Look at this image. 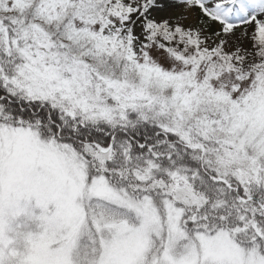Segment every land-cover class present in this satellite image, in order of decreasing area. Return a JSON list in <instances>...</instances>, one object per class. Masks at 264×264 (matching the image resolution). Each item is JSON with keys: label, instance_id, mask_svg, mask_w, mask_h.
<instances>
[{"label": "snow or ice", "instance_id": "obj_1", "mask_svg": "<svg viewBox=\"0 0 264 264\" xmlns=\"http://www.w3.org/2000/svg\"><path fill=\"white\" fill-rule=\"evenodd\" d=\"M264 264V0H0V264Z\"/></svg>", "mask_w": 264, "mask_h": 264}, {"label": "rangeland", "instance_id": "obj_2", "mask_svg": "<svg viewBox=\"0 0 264 264\" xmlns=\"http://www.w3.org/2000/svg\"><path fill=\"white\" fill-rule=\"evenodd\" d=\"M32 264H41V258L39 256L33 257Z\"/></svg>", "mask_w": 264, "mask_h": 264}]
</instances>
